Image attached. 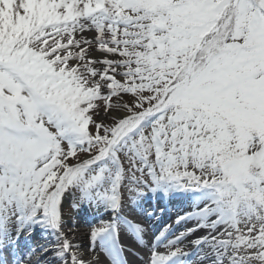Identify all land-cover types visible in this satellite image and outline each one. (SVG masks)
Here are the masks:
<instances>
[{
  "label": "snow or ice",
  "instance_id": "obj_1",
  "mask_svg": "<svg viewBox=\"0 0 264 264\" xmlns=\"http://www.w3.org/2000/svg\"><path fill=\"white\" fill-rule=\"evenodd\" d=\"M68 192L110 264H264V0H0V264H102ZM146 192L196 194L148 244Z\"/></svg>",
  "mask_w": 264,
  "mask_h": 264
},
{
  "label": "bare ground",
  "instance_id": "obj_2",
  "mask_svg": "<svg viewBox=\"0 0 264 264\" xmlns=\"http://www.w3.org/2000/svg\"><path fill=\"white\" fill-rule=\"evenodd\" d=\"M195 195V193L185 195L182 192H174L167 195L168 198L164 193L154 194L150 197L143 196L138 201L137 206L134 208H126L124 214L127 215L129 219L140 218L144 222L145 226L148 228V232L144 236L143 243L148 244L156 234L165 228V225H173L176 216L178 214L183 215V213L189 209L191 203L189 197H194ZM169 196L171 197L169 198ZM65 204L66 199L64 198L63 207ZM145 213L151 214L145 215ZM110 216L111 212L106 208L99 209L98 211L89 210L87 212L74 213L73 223L63 215V231L74 244L80 245L78 254L83 256L85 260H91L93 256L99 254L102 264H110L106 254L100 252L98 247L95 252L92 251L90 241L91 229L99 227L100 221L107 220ZM184 227L185 225L183 222L176 224L172 232L183 231ZM205 231H207V229H201L192 238L194 239L195 236H199ZM169 236H171V232ZM127 238L133 243L139 240V237H133L131 235H128ZM55 242V233L50 229L44 228L35 229L31 234L18 235V239L16 240V243L22 247L35 244H54ZM183 243L188 245V240H185ZM187 251L192 253V255L190 257H185L180 264H192V262L196 260V254L199 250L189 245ZM19 255L22 256L23 252H19ZM141 264H143V261H141Z\"/></svg>",
  "mask_w": 264,
  "mask_h": 264
},
{
  "label": "rangeland",
  "instance_id": "obj_3",
  "mask_svg": "<svg viewBox=\"0 0 264 264\" xmlns=\"http://www.w3.org/2000/svg\"><path fill=\"white\" fill-rule=\"evenodd\" d=\"M90 38V37H89ZM125 101H127V97H125ZM91 128V126H90ZM73 163H75L76 161L73 159L72 161ZM155 194H158L155 193ZM183 194H187V193H183ZM190 194H193L190 192ZM154 194L152 192H146L145 193V197H150V196H153ZM66 199V204L64 205L63 207V213L65 215V217L71 222L73 223L74 222V218H73V215L74 213H79V212H86V211H89V210H93V211H98L99 209H103L105 208L103 205H99V206H96V205H88V204H83L81 205L80 207H77V208H74L72 205H73V199H74V194L72 192H68L65 194V197ZM86 210V211H85ZM79 211V212H78ZM41 229L42 227L40 226H35L32 228L31 231H28L27 229H24L23 231H21L19 233V235H23L24 233L25 234H31L35 229ZM15 234V233H14Z\"/></svg>",
  "mask_w": 264,
  "mask_h": 264
}]
</instances>
